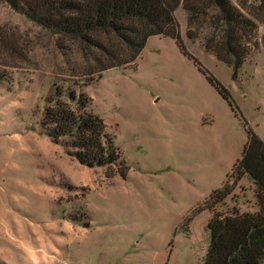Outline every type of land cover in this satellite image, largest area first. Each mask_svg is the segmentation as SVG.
<instances>
[{
    "label": "rangeland",
    "instance_id": "rangeland-1",
    "mask_svg": "<svg viewBox=\"0 0 264 264\" xmlns=\"http://www.w3.org/2000/svg\"><path fill=\"white\" fill-rule=\"evenodd\" d=\"M176 18L197 63L173 39L153 36L135 65L72 87L92 99L122 155V166L92 169L54 144L41 121L54 86L96 66L97 49L0 0V32L17 46L14 54L0 46L8 79L0 83V264H205L207 201L233 181L247 129L264 142V50L233 80L232 68L187 39L182 7ZM254 193L246 175L217 210L255 212Z\"/></svg>",
    "mask_w": 264,
    "mask_h": 264
},
{
    "label": "trees",
    "instance_id": "trees-1",
    "mask_svg": "<svg viewBox=\"0 0 264 264\" xmlns=\"http://www.w3.org/2000/svg\"><path fill=\"white\" fill-rule=\"evenodd\" d=\"M2 1L50 33L97 49L92 55L96 66L82 72L78 79L63 78L62 85L54 86L46 99L41 121L43 133L54 144L61 145L79 164L92 169L122 166V155L103 119L91 110L92 99L76 93L72 87L81 90L107 71L135 65L153 36L173 39L197 63L183 44L176 18L180 7L186 14L187 39L199 41L207 53L232 68L233 80L255 49L264 50V36L261 41L257 39L258 25L264 23V0H257L254 5L243 3L240 7L232 0ZM101 37H106L108 43H102ZM13 45L0 32L3 50L14 54L17 46ZM0 67L2 83L8 79L2 68L6 65ZM211 82L232 104L228 90L214 78ZM246 175L254 184L257 211L217 210L233 196L237 182ZM231 179L233 183L228 181L207 201L212 217L208 222L205 264H264V142L251 128L247 129V142Z\"/></svg>",
    "mask_w": 264,
    "mask_h": 264
}]
</instances>
